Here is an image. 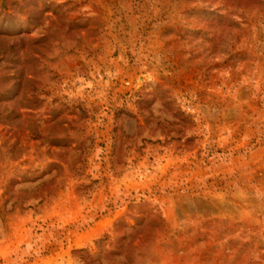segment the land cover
Masks as SVG:
<instances>
[{"label":"rangeland","instance_id":"obj_1","mask_svg":"<svg viewBox=\"0 0 264 264\" xmlns=\"http://www.w3.org/2000/svg\"><path fill=\"white\" fill-rule=\"evenodd\" d=\"M0 264H264V0H0Z\"/></svg>","mask_w":264,"mask_h":264}]
</instances>
